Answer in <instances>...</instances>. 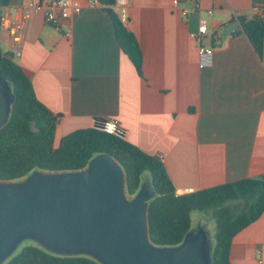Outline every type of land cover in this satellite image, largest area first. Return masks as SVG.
I'll return each instance as SVG.
<instances>
[{
  "label": "crops",
  "instance_id": "crops-1",
  "mask_svg": "<svg viewBox=\"0 0 264 264\" xmlns=\"http://www.w3.org/2000/svg\"><path fill=\"white\" fill-rule=\"evenodd\" d=\"M72 1L81 10L61 20L60 30L25 0L0 8L1 50L57 118L55 145L95 119L114 118L126 142L163 163L175 193L264 177V40L258 53L241 26L256 16L264 23V0H176V7L173 0ZM107 11L134 36L141 75ZM200 20L201 44L213 49L202 68L193 38ZM233 22L239 28L218 43ZM229 262L264 264V212L233 237Z\"/></svg>",
  "mask_w": 264,
  "mask_h": 264
},
{
  "label": "trees",
  "instance_id": "trees-1",
  "mask_svg": "<svg viewBox=\"0 0 264 264\" xmlns=\"http://www.w3.org/2000/svg\"><path fill=\"white\" fill-rule=\"evenodd\" d=\"M10 0H0V8ZM118 44L141 75V53L134 36L112 11ZM241 26L254 49L260 53L264 23L259 17L241 19ZM1 27V15H0ZM0 77L11 87L14 102L6 125L0 130V181L12 182L33 171L50 173L79 171L99 154L111 156L122 168L125 191L134 196L142 183L155 192L147 206L150 242L157 247L180 244L192 231L193 212H211L214 233L211 263L230 264L233 237L255 222L264 212V177L176 195L163 163L137 147L92 128L75 130L55 145L57 118L36 98L33 86L21 67L0 47ZM20 245L4 264H99L86 256H57L32 242Z\"/></svg>",
  "mask_w": 264,
  "mask_h": 264
},
{
  "label": "water",
  "instance_id": "water-1",
  "mask_svg": "<svg viewBox=\"0 0 264 264\" xmlns=\"http://www.w3.org/2000/svg\"><path fill=\"white\" fill-rule=\"evenodd\" d=\"M239 28L225 26L218 43ZM14 94L0 77V130ZM122 168L107 154L91 158L79 171H33L17 181H0V264L29 241L57 256H86L99 264H212L206 229L197 227L176 246L149 240L147 206L155 196L142 183L125 191Z\"/></svg>",
  "mask_w": 264,
  "mask_h": 264
},
{
  "label": "built area",
  "instance_id": "built-area-1",
  "mask_svg": "<svg viewBox=\"0 0 264 264\" xmlns=\"http://www.w3.org/2000/svg\"><path fill=\"white\" fill-rule=\"evenodd\" d=\"M99 0H87L89 6H94ZM26 7L29 10L38 12L42 11L44 15V21L54 27L56 30H60L61 20H66L73 15L80 12V7L72 0H25ZM118 6L125 4L124 0H115ZM173 6L176 7L178 2L173 0ZM58 14V15H57ZM183 16H186L184 10L181 11ZM210 14V12H209ZM206 33V22L200 20L198 23L197 32L193 35V38L198 42V59L199 67H206L211 64L213 49L205 47L201 44L202 37ZM66 36L70 35V31L67 29L64 33ZM19 35L14 33L15 40L19 42ZM93 130L99 131L105 134H109L120 141L126 142L127 131L120 125L118 120L114 118H98L93 121ZM193 190L186 189L181 192H176V195L191 194ZM261 264V262H259Z\"/></svg>",
  "mask_w": 264,
  "mask_h": 264
},
{
  "label": "rangeland",
  "instance_id": "rangeland-1",
  "mask_svg": "<svg viewBox=\"0 0 264 264\" xmlns=\"http://www.w3.org/2000/svg\"><path fill=\"white\" fill-rule=\"evenodd\" d=\"M191 220H192V230H195L197 227H202L206 229L208 233V238L211 242L212 236L214 233V223L212 220L211 212L202 213V212H193L191 214ZM28 241L24 242V244H28Z\"/></svg>",
  "mask_w": 264,
  "mask_h": 264
}]
</instances>
